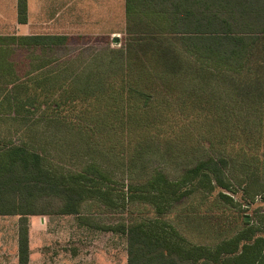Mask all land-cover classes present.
<instances>
[{
  "label": "rangeland",
  "instance_id": "1",
  "mask_svg": "<svg viewBox=\"0 0 264 264\" xmlns=\"http://www.w3.org/2000/svg\"><path fill=\"white\" fill-rule=\"evenodd\" d=\"M15 1L6 0L1 36L69 34L57 45L0 41V81L42 70L41 81L30 83L45 81L51 99L67 98L56 109L66 121L57 123L50 108L43 114L46 102L28 114L4 106L0 145L34 138L52 173L73 182L86 161L102 171L85 179L78 213L28 216L45 224L31 235L34 251L73 254L77 264H127L124 230L133 221L206 247L263 223L264 35L243 69H216L192 57L178 34L128 14L126 0L35 4L26 33L18 29ZM26 118L37 137L25 132ZM210 156L229 160L226 187L200 176L180 184L185 193L176 199L146 187L156 170L177 182ZM19 219L0 217L9 241Z\"/></svg>",
  "mask_w": 264,
  "mask_h": 264
},
{
  "label": "trees",
  "instance_id": "2",
  "mask_svg": "<svg viewBox=\"0 0 264 264\" xmlns=\"http://www.w3.org/2000/svg\"><path fill=\"white\" fill-rule=\"evenodd\" d=\"M126 8L128 14L140 13L158 29L178 34L192 57L216 69H243L252 46L264 35V0H126ZM17 14L19 23H27L28 0H17ZM67 37L66 34L0 35V41L57 45L65 43ZM44 73L38 70L34 78L11 75L0 81V109L5 106L17 114L22 111L28 114L46 102L43 114L50 108L59 117L55 119L57 123L66 121L56 109L65 105L67 98L60 94V98L51 99L52 88L45 87V81L30 83L41 81ZM4 75L0 72V76ZM52 103L54 106L50 107ZM33 123L26 122L25 132L37 137L31 130ZM43 150L34 138L20 143L9 140L0 145V215L20 216L19 264H29L28 216L78 213L84 191L88 190L85 179L99 177L102 172L97 162L86 161L77 172L79 182L66 180L63 175L52 173L45 164ZM228 165L227 157L210 156L187 169L177 182L169 181L156 170L146 187L157 191L163 188L162 192L170 198L176 196L174 199L185 193L179 190L180 184L200 176L226 187ZM160 226L147 223L145 226L136 221L126 226L127 264H264V221L261 225L247 224L212 247L186 245L183 238L169 237Z\"/></svg>",
  "mask_w": 264,
  "mask_h": 264
},
{
  "label": "crops",
  "instance_id": "3",
  "mask_svg": "<svg viewBox=\"0 0 264 264\" xmlns=\"http://www.w3.org/2000/svg\"><path fill=\"white\" fill-rule=\"evenodd\" d=\"M51 2V0H28V6H29V15L28 19L29 22H33L31 20V11L32 8H34L35 4L40 5L43 3ZM0 3H2V7H0V20L3 21L6 18V6L7 2L6 0H0ZM15 8H17V3L15 1ZM33 15V14H32ZM71 24L70 22H67ZM28 23H18V29L22 30L25 29L26 33L28 29L31 27H28ZM33 26V24H32ZM29 34H66L69 33H29ZM1 216H8V215H0ZM41 223H37L36 221L29 223V248H30V254H29V264H77L75 261L77 259L76 255L72 254V258L65 257L61 254H51L46 253L43 251H34V249H37L33 246L31 235L33 232L40 233L43 231V228L45 224H43V219L41 220ZM18 226L19 221L17 220L15 223H13V226L11 228V231L13 233L12 237L10 238V241L7 237V222L4 220H0V264H19V258H18ZM53 260V261H52ZM65 262H62V261ZM68 261V262H67Z\"/></svg>",
  "mask_w": 264,
  "mask_h": 264
}]
</instances>
